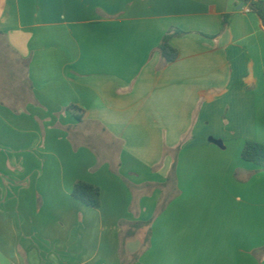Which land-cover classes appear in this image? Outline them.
Listing matches in <instances>:
<instances>
[{
  "label": "crops",
  "instance_id": "1",
  "mask_svg": "<svg viewBox=\"0 0 264 264\" xmlns=\"http://www.w3.org/2000/svg\"><path fill=\"white\" fill-rule=\"evenodd\" d=\"M241 4L0 0L23 68L0 88V264H264V169L242 158L264 144V24Z\"/></svg>",
  "mask_w": 264,
  "mask_h": 264
},
{
  "label": "trees",
  "instance_id": "2",
  "mask_svg": "<svg viewBox=\"0 0 264 264\" xmlns=\"http://www.w3.org/2000/svg\"><path fill=\"white\" fill-rule=\"evenodd\" d=\"M244 4L246 8H249V11H253L257 13L264 24V1L262 0H239ZM180 31H169L162 39L159 50L161 52L162 57L166 62L174 61L179 56V51L173 47L169 40L174 34H181ZM70 110L74 109V106H69ZM80 118V117H79ZM242 158L246 161L252 162L261 168L264 169V144L255 142V141H247L242 150ZM72 196L93 207L99 208L101 207V189L91 183L78 180L75 182L72 189Z\"/></svg>",
  "mask_w": 264,
  "mask_h": 264
},
{
  "label": "rangeland",
  "instance_id": "3",
  "mask_svg": "<svg viewBox=\"0 0 264 264\" xmlns=\"http://www.w3.org/2000/svg\"><path fill=\"white\" fill-rule=\"evenodd\" d=\"M17 69V70H16ZM22 66L15 65L12 55L5 48L4 44L0 40V88L14 90L20 85L19 81L22 79L20 71H22ZM15 71H18V74L15 75ZM8 151V152H7ZM7 153L15 154L14 150L10 151L7 149ZM10 151V152H9ZM15 157V156H14ZM9 174L16 175V159H13V165H8ZM19 173V172H18ZM15 179V178H14ZM136 248V247H135Z\"/></svg>",
  "mask_w": 264,
  "mask_h": 264
},
{
  "label": "built area",
  "instance_id": "4",
  "mask_svg": "<svg viewBox=\"0 0 264 264\" xmlns=\"http://www.w3.org/2000/svg\"><path fill=\"white\" fill-rule=\"evenodd\" d=\"M246 11H249V8H245Z\"/></svg>",
  "mask_w": 264,
  "mask_h": 264
},
{
  "label": "water",
  "instance_id": "5",
  "mask_svg": "<svg viewBox=\"0 0 264 264\" xmlns=\"http://www.w3.org/2000/svg\"><path fill=\"white\" fill-rule=\"evenodd\" d=\"M242 6H243V4L240 5V7H242Z\"/></svg>",
  "mask_w": 264,
  "mask_h": 264
}]
</instances>
